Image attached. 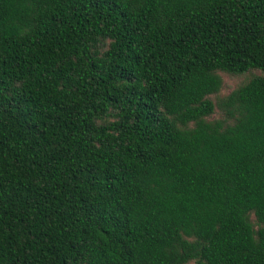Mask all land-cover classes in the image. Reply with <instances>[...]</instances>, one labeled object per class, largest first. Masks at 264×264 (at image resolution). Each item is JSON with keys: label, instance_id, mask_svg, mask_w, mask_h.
<instances>
[{"label": "trees", "instance_id": "trees-1", "mask_svg": "<svg viewBox=\"0 0 264 264\" xmlns=\"http://www.w3.org/2000/svg\"><path fill=\"white\" fill-rule=\"evenodd\" d=\"M190 262L264 264V0H0V264Z\"/></svg>", "mask_w": 264, "mask_h": 264}, {"label": "rangeland", "instance_id": "rangeland-1", "mask_svg": "<svg viewBox=\"0 0 264 264\" xmlns=\"http://www.w3.org/2000/svg\"><path fill=\"white\" fill-rule=\"evenodd\" d=\"M219 74L223 79V86L218 94L209 97V99L212 100L216 105L215 113L208 118V120L210 121L216 119H225L226 116L223 110L217 106L218 102L224 99L225 97L229 96L234 90L240 88L241 86L249 82L253 77L261 75V72H259L258 70H253L244 75H233L227 72H219ZM229 123H233V120H230ZM250 220L257 229V220L253 214L250 216ZM188 264L194 263L190 262Z\"/></svg>", "mask_w": 264, "mask_h": 264}]
</instances>
